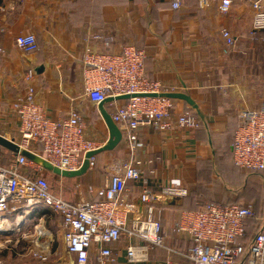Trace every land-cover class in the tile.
<instances>
[{
    "label": "crops",
    "instance_id": "0c3cea01",
    "mask_svg": "<svg viewBox=\"0 0 264 264\" xmlns=\"http://www.w3.org/2000/svg\"><path fill=\"white\" fill-rule=\"evenodd\" d=\"M175 1L3 0L0 133L7 139L19 140L13 103L25 90L27 73L33 71L36 99L48 118L63 119L77 111L86 125V139L104 146L109 139L108 128L98 106L84 93L80 58L85 40L100 36L101 40L91 43L113 54L134 45L147 53L146 77L161 83L166 90L185 88L184 93L192 97L204 116L202 121L186 102L172 100L175 114L193 113L201 120V126L194 131L175 129L170 133L142 130L132 162H140L139 167L149 180L148 189L159 193L166 184L177 183L189 189L192 197L187 200H195L196 205L211 200V204L241 206L242 197L238 195L243 189L235 185L248 184L249 177L262 178V174L246 173L235 165L233 135L241 112L264 104V35L255 39L251 36L252 0H233L227 16L219 14L218 0H179V10L172 7ZM221 29H228L235 39V47L228 54L224 53ZM28 34L38 40L36 53H24L15 45L17 37ZM120 102L107 103L104 108L111 115ZM41 148L37 144L34 152L39 154ZM130 155L122 140L113 151L97 155L94 166L81 177L63 178L34 163L22 173L30 179L45 176L51 193L66 202L96 201L95 193L105 184L106 170L120 168ZM15 156L0 147L3 167H9ZM52 182L57 186L56 192ZM68 184L74 187L73 194L68 198L59 195V188H65L62 193L66 195L70 193ZM91 187L94 193L89 192ZM127 189L130 200L137 202L141 183L129 181ZM262 194L264 197L263 180ZM157 208L167 234L165 246L148 245L146 259L136 264H188L186 255L192 244L177 237L172 225L183 211H193L195 207L183 209V203L171 201ZM19 213L23 216V231L31 232L36 224L53 234L46 227L55 216L48 208ZM16 216L11 214L8 218L14 223ZM54 231L58 234L60 227H54ZM133 242L140 244L139 240ZM126 244L127 239L123 238L111 246L114 264H130L126 260Z\"/></svg>",
    "mask_w": 264,
    "mask_h": 264
},
{
    "label": "built area",
    "instance_id": "2783aa9c",
    "mask_svg": "<svg viewBox=\"0 0 264 264\" xmlns=\"http://www.w3.org/2000/svg\"><path fill=\"white\" fill-rule=\"evenodd\" d=\"M2 3L0 0V5ZM250 5L253 10L251 36L255 39L264 35V0H252ZM172 7L179 10L180 1L176 0ZM232 7L233 0H218L220 15H229ZM220 36L224 53L228 54L235 47V39L228 29H221ZM91 40L99 41L101 37L85 40L80 58L84 93L97 106L109 98L131 97L117 104L111 113L127 144L130 159L120 168L106 170L105 184L95 193L98 200L69 203L51 193L45 176L30 179L23 174V169H28L32 162L16 155L9 167L0 164V223L6 224L9 229L6 233L16 231L21 234L20 240L31 239L34 258L47 262L52 256L54 235L40 226L35 227L33 235L23 231V216L19 213L23 210L26 214L44 206L61 219L58 242L72 264H114L116 259L111 246L123 238L127 239L126 260L136 264L146 259L148 245L165 246L167 234L157 207L171 201L180 203L189 196V189L177 183L166 184L159 193L148 189L149 180L139 167L140 162H132L140 133L146 128L160 133L175 129L194 131L202 123L193 113L175 114L172 99L144 96L185 92L182 87L166 90L161 83L146 77L148 57L145 50L128 45L118 54L107 53ZM15 45L27 54L39 50L34 34L17 37ZM0 53H3L1 44ZM24 84V92L13 103L19 124L16 144L23 150L33 147V152L40 144V153L35 154L61 171H78L85 155L103 146L86 139V125L79 112L72 111L63 119L48 118L36 99L33 71L27 73ZM232 156L238 168L262 174L264 190V104L259 109L241 112ZM94 164L95 158H91L90 168ZM129 181L141 183L137 202L129 198ZM94 190L91 188V193ZM11 214H17L14 223L8 218ZM253 216L250 206L207 204L197 210L183 211L173 223L172 232L192 244L186 255L188 264H264V213L251 242L248 245L239 243ZM134 240H139L140 244H134Z\"/></svg>",
    "mask_w": 264,
    "mask_h": 264
},
{
    "label": "rangeland",
    "instance_id": "374dc122",
    "mask_svg": "<svg viewBox=\"0 0 264 264\" xmlns=\"http://www.w3.org/2000/svg\"><path fill=\"white\" fill-rule=\"evenodd\" d=\"M248 181V184L242 183L239 185H235V187L238 189H243L242 194L238 195L239 197H242L240 204L246 207H252L255 217H258L259 215V218H257L258 221V219L260 220L262 218L264 210L262 178L257 176H251L249 177ZM52 186L55 189L54 191L56 192L57 186L54 184V182H52ZM68 188L69 189L67 191L70 192L68 195H66V193H62L65 188L63 190L59 188V191L57 192L59 195L68 198L67 196L73 194L74 187L71 186V184H68ZM91 188H89L90 193ZM210 202L211 200L204 203L206 204ZM60 220L61 219L55 215L53 222L48 221L46 223V227L48 229H52V233L53 235H55V242L52 244L51 248L52 256L48 259L47 262L43 263L34 258L33 251L35 247L31 239L23 241L20 240L21 234L17 233L16 231L13 232L10 230L6 233V230H3L4 232L0 233V264H72L70 259L63 254L60 244L58 242V234L56 233V231H54V227H60ZM35 226L36 224L31 229L32 235L35 234ZM17 241H20L19 244H16Z\"/></svg>",
    "mask_w": 264,
    "mask_h": 264
},
{
    "label": "water",
    "instance_id": "95a60500",
    "mask_svg": "<svg viewBox=\"0 0 264 264\" xmlns=\"http://www.w3.org/2000/svg\"><path fill=\"white\" fill-rule=\"evenodd\" d=\"M146 97H153V98H168L172 100H180L186 102L193 110L196 111L198 117L204 121V116L199 109V106L197 103L192 99V97L186 93H160V94H150V95H144ZM130 96H123L116 99L109 98L106 101L100 103L98 105V109L101 113V116L103 117V120L108 128L109 131V139L107 143L100 149L96 151L89 152L84 157V163L82 167L78 171H61L59 168L54 167L51 163L46 161L41 156L35 154L33 152V147H30L28 150L21 149L15 142V139H7L2 133H0V147L6 149L7 151L15 154V155H21L25 157L28 161L38 165L41 167L44 171L57 175L63 178H76L81 177L85 175L89 168H90V159L95 158L97 155L107 152V151H113L121 142L123 139L122 133L119 130L118 126L113 122L111 115L107 113L104 106L107 103H112L114 101H123V100H129Z\"/></svg>",
    "mask_w": 264,
    "mask_h": 264
},
{
    "label": "trees",
    "instance_id": "16d2710c",
    "mask_svg": "<svg viewBox=\"0 0 264 264\" xmlns=\"http://www.w3.org/2000/svg\"><path fill=\"white\" fill-rule=\"evenodd\" d=\"M239 127V126H238ZM237 127V128H238ZM237 130V129H236ZM234 134H235V131H234ZM233 142H234V135H233ZM232 158H233V156H232ZM244 171V170H243ZM246 173H250V172H247V171H245ZM251 174H253V173H251ZM48 182V181H47ZM192 194H191V192L189 191V196H191ZM188 196V197H189ZM187 197V198H188ZM192 197V196H191ZM194 197V196H193ZM187 198L186 199H184L183 201H181V205H182V203H183V209H189V208H191V206H192V209H193V206L195 207L193 210H197V209H199L200 207H203V206H205V205H207V204H211V203H214V202H210V203H198V205H196V201L195 200H193V201H188L187 200ZM264 198V197H263ZM216 203V202H215ZM229 204V203H228ZM263 204H264V199H263ZM226 205V204H225ZM241 206H243V205H241ZM243 207H245V206H243ZM263 213H264V210H263ZM261 216V215H260ZM262 216H263V214H262ZM257 218H259V215H258V217H255V215L251 218V219H249V221L247 222V225H246V235H245V237L243 238V239H240L239 240V243H241V244H244V245H248L250 242H251V240L254 238V236L257 234V232H258V226H259V219H258V221H257Z\"/></svg>",
    "mask_w": 264,
    "mask_h": 264
},
{
    "label": "bare ground",
    "instance_id": "6f19581e",
    "mask_svg": "<svg viewBox=\"0 0 264 264\" xmlns=\"http://www.w3.org/2000/svg\"><path fill=\"white\" fill-rule=\"evenodd\" d=\"M9 230L7 227H6V224L4 223H0V231L4 232L3 230ZM43 230H41V234H43Z\"/></svg>",
    "mask_w": 264,
    "mask_h": 264
}]
</instances>
